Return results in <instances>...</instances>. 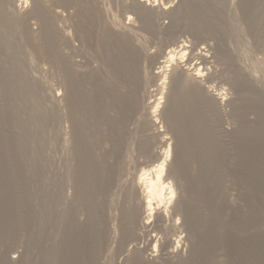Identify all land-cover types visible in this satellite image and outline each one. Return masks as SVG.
<instances>
[{"label": "bare ground", "instance_id": "bare-ground-1", "mask_svg": "<svg viewBox=\"0 0 264 264\" xmlns=\"http://www.w3.org/2000/svg\"><path fill=\"white\" fill-rule=\"evenodd\" d=\"M103 1L93 0L94 9L98 7L102 11L94 13L98 24L113 35V52H105L108 64L96 67L89 60V51H81L84 36L74 33L80 43L75 46L73 34L55 24L57 13L60 14L49 7L47 0H0V29H3L0 31V47L6 50L12 63L6 69L10 74L6 80L14 82L15 86L13 97L9 99L0 73V236L15 235L17 247L22 249L17 256H9L8 251L0 250V264H104L101 261L104 256L100 255L105 252L108 258L117 256L118 264H188L199 258L201 242L205 237L220 244L230 237L227 236L229 230L227 233L224 231L228 228L224 227L225 223L212 221L214 217L198 203L202 198L198 201L196 196H186L187 187L177 173V166L186 160L183 157L184 134L180 136L184 120L180 124L177 117L170 119L165 126L170 134L167 136L159 125V107H163V102L176 93L178 96L177 91L186 88L185 91L190 94L191 89L199 87L203 103L206 105L209 102L210 105L212 116L209 120L221 122L223 127L220 129L228 139L248 145V151L243 146L240 156L243 162L246 161L243 168L244 175L248 176L246 170L253 166L254 160L252 164L249 160L250 163L247 162L246 153L254 151L253 154L259 155L258 146L264 141V61L257 55L259 57L247 56L248 62L242 63L237 56L228 62V67L235 73L228 78L229 92H216L209 88V84L203 85L202 81L208 69L206 65L210 62V51L208 53V50L196 46L198 50L194 53L192 45L179 39L177 33L185 26L197 34L210 33L211 29H215L213 36L217 35L225 47V40L231 37L240 44L248 43L244 35L249 33L253 46L264 52V30L254 29L250 20L245 29L236 13L230 11L232 0H181L171 8L163 5L162 1L159 5L158 0L130 1L125 6L134 12L136 20H140L146 30L158 33L159 29H164L172 37V41L165 42L163 48L155 51L145 45L142 33L139 34L140 26L129 22L132 21L131 15L127 16V23L113 20L115 17L113 21L105 20L106 10L100 8ZM251 1L241 0L244 17ZM27 2L31 4L29 8ZM258 3L264 10V0H258ZM155 12L167 15L168 24L161 21L162 24L156 25L153 22ZM33 17L39 21L38 28L30 23ZM23 39L29 42V46H36L33 50L39 53L35 54L44 58L49 55L52 68L60 70L57 87L53 83L55 88L47 95L48 104L44 95L36 91L38 86L27 77L26 67L13 50ZM42 42L51 46L52 50H44L47 48H42L45 45L40 49V44H37ZM191 52L193 58L196 56L201 60L198 64L194 61V64L189 63L191 58L188 54L192 55ZM96 71L99 77L94 75ZM115 71L123 78L117 79ZM136 74L141 78V89L137 88L140 94L138 102L131 94ZM148 81L153 82L151 90ZM224 105L229 107L226 113L229 117H225ZM15 112L21 114L18 120L23 128L34 130L31 146L20 134L18 139L14 138L12 113ZM160 112L164 117L163 110ZM179 114L184 115L185 108ZM184 116L189 119L190 112ZM231 120V128L224 125ZM216 136L219 137V134ZM53 141L64 153L65 162L58 172L51 168ZM188 149L189 161H193L190 164L194 165L198 160L197 153L193 154L191 148H186V151ZM5 165L12 166L6 169ZM215 177L214 174L209 179L214 180ZM209 179L204 181L209 188L204 196L207 193L213 198L214 186ZM84 201L88 211L81 215L79 210L83 208ZM257 224L262 223L253 221L243 227L231 225L233 228H230L236 238L254 243L264 240V224L256 227ZM181 232H185V236H181ZM41 235L45 239L40 245L38 238ZM185 241L189 242L187 256H183L186 252L181 249ZM214 258L217 259L216 255Z\"/></svg>", "mask_w": 264, "mask_h": 264}, {"label": "rangeland", "instance_id": "rangeland-1", "mask_svg": "<svg viewBox=\"0 0 264 264\" xmlns=\"http://www.w3.org/2000/svg\"><path fill=\"white\" fill-rule=\"evenodd\" d=\"M63 1L57 0L55 2H53V1L50 2L49 0H47L48 5H50L49 7L53 11H59L60 15H58V13H57L55 24L58 25L60 29L69 30L70 33L73 34L74 38L72 39V42H74L73 44L75 46L76 45L79 46L78 44H80V43L77 39L76 34H74V33H80L81 35L84 36V43H83L84 47H82L83 49H81V48L80 49H81V51L82 50L83 51H86V50L89 51V53H90L89 60H90V62L93 63V65L98 67L101 65H105V63L108 64V58H106L107 56H105V52H107V53L113 52V50H112V44H113L112 43L113 42L112 36L113 35H110L109 33L105 32V29H103L104 27L100 23L98 24L95 13L97 14L98 10L100 12H102V11L98 7H96L97 9H94L93 0H66L64 2ZM130 1H133V0H127V1L126 0H104L103 4H100V8L103 10H106V13L104 14V16H106V18L104 17L105 20L107 19L108 22L116 20L119 23H127L129 21V20H127V16L131 15L130 17H132V21H129V22L135 23V25H138L137 27L140 26L139 34L141 35V33H142V35H141L142 37L141 36L140 37L142 39L144 37V39L146 40L145 41L143 39L145 45L147 47L155 50V51L157 48L159 51L160 47H162V46L164 47L165 42H166L165 44H167V42L169 43L170 41H172V37L168 36L167 33L164 32V29H159V31L161 32L160 34H158L159 31H158V33H153L152 31L146 30V27H144V25H142V22L138 19L136 20V16H135V14H133L134 12L131 9H127L128 7L125 6ZM161 1H162L163 5L166 4L171 8L173 6H176L178 3H180L181 0H169L170 2L168 0H158L157 2L159 5L161 4ZM85 2H86V4H85ZM232 2H233L231 4L232 8L230 11L236 13V17H237L238 21L244 26L245 29H247L246 25L250 20L251 24L254 25V29H259V31H261V32L264 30V10L259 5L258 0H252L251 3L249 2V6H248V8L246 10V14H245L246 18L244 17V13L241 9V0H232ZM26 6H27V8H29L31 6L30 2H27ZM87 6H88V9H87ZM95 6H99V5L95 4ZM84 7H85V9H84ZM91 7H92V9H91ZM61 12H63V13H61ZM158 13L159 12H157V14H156V12L153 13V20H154L153 22H155L156 25H158L159 23L162 24L163 22H164V24L169 22V18H167L168 17L167 15L162 14V13L158 14ZM114 14L116 16H114ZM76 15L78 16L77 17L78 19L76 18ZM80 16H81V18H80ZM84 16H86V17H84ZM89 16H90V18H88ZM85 18H87V19H85ZM133 18L135 21L133 20ZM35 19L36 18H34V17L30 18V23L34 28H38L39 27V21L37 19L36 20ZM161 21H162V23H161ZM139 22H141V23H139ZM1 30H3V29H0V31ZM211 30L212 31L210 33L209 32H207V33L201 32L200 34L199 33L197 34V33H195V31L193 29L187 28V26H185V27H182L181 29L178 30L177 35L179 34L178 35L179 39L181 38V39L185 40V42L188 45L189 44H190V46L192 45V47L194 48L193 49L194 53H196L195 51L198 50L199 48H203L206 51L208 50L207 51L208 53L210 51L209 56H210V62L211 63L209 62L206 65V67L208 66L207 67L208 69L206 70L207 71V72H205L206 75H204L205 77H203V80H202L204 83L203 85H205V86L210 85L209 88L211 90L213 89L216 92L217 91L229 92V90L227 89V88H229V84H228L229 79L228 78L231 77L233 74L235 75V73L234 72L232 73L233 69H231L230 66L228 67V65L230 64L228 62L237 58V56H238V59H240L242 61V63H247L251 56H256V57L262 56L261 58L259 57V59H262L264 61V58H263L264 52H260V48L257 49L256 47L253 46V41H252L251 37L248 36L249 33L244 35V37L246 38V39L245 38L244 39L246 40V42L248 41V43L240 44L237 42V40H235V38L231 37V38H228L229 41L225 40V41H227L226 43L224 42L225 45L227 44L225 47L224 44L223 45L221 44L220 38H218L217 35L213 36V34H216L215 29H211ZM213 32H215V33H213ZM193 33H194V35H193ZM106 37H108V38H106ZM111 38H112V40H111ZM104 39H107V40H104ZM199 39H200V41H199ZM24 40H26V39L19 41L17 49H13V50H16V53H18L17 55H18L20 61L23 62L22 63L23 66L26 67L27 70L25 69V71L28 72V74H26V75H27V77L29 76L28 78H31V80L30 79H28V80H30V81L34 80L33 82L36 83V87L38 86L37 88L35 87L36 91L39 92V94L41 92L44 96H46V97L43 96V98L45 99V102L48 104L49 99H48L47 95H48L49 91L52 90L53 83H54L53 86L57 87L56 81L58 78H60V77H57V76H59L60 70L56 69L55 67L52 68L53 63L50 62L49 55L46 54L45 58H44L43 55L35 54V53H39V52H36L37 50L36 51H35V49L33 50V47H36V46L33 44H31L29 46V42H25ZM22 41H24V42H22ZM232 43H233V45H232ZM1 44H2V40L0 41V45ZM38 45L40 46V49H41V46L45 45V47H42V48L47 47L48 49L46 48L44 50H50V51L52 50L50 48L51 46L50 47L46 46L47 43L45 44L42 42V44L38 43L37 46ZM196 46L198 47V49ZM222 46H224V48ZM234 46H236V47H234ZM246 46L248 47V49L250 51H248ZM250 47H252V48H250ZM221 48H223L224 51ZM225 48L227 49L228 52L225 50ZM47 53H48V51H47ZM192 53L193 52H191V54ZM220 53H222V54L220 55ZM229 53H230V55H229ZM248 53H249V55H248ZM214 54L216 56H214ZM188 55L191 58V59H188L189 63H191V64H194V62L198 64L201 61L196 56H195V58H193L192 57V56H194L193 54L192 55L188 54ZM188 55H187V57H188ZM217 55H219V56H217ZM239 55H241V56H239ZM257 55H259V56H257ZM75 59L78 60L79 57H75ZM192 61H194V62H192ZM103 62H104V64H102ZM11 64L12 63L10 61L9 56L6 55V50H4V48L0 47V73L2 72L1 73V75H2L1 80L4 81V84L7 87L8 92H6V93H8V94H6V96H8L9 99H12V97H13L12 91L15 89L14 82H11L10 80H6V78L8 79L9 78L8 76L10 75L7 73L6 69H8L11 66ZM28 64H29V66H28ZM27 72H25V73H27ZM53 74H55V75H53ZM115 74H116V76H118L117 79L123 78L122 74H119L117 72ZM94 75L96 77L100 76L98 71H96L94 73ZM213 75H214V77H213ZM54 77L56 78V80H54L55 79ZM140 79L141 78L139 77V75L136 74L135 82H134V84H131L132 88L134 87L133 90L131 88V94L137 102L140 100V94H139V91L137 89L138 87L139 88L141 87V86H139V85H141ZM147 84L150 85V90H151V88L153 89V85H152L153 82L152 81H148ZM224 88H225V91L223 90ZM199 89H200L199 87H197V88L194 87L193 89H191V91H192L191 93H193V95H192L191 93L189 94V92L185 91L186 90V88H185L183 91L182 90L177 91L178 96L176 93L174 97L172 96V97L166 99V102H163V104H162L163 107H159V118H158V120L160 121L159 125L162 126L161 127L162 130H164L165 133H167V136H170V134L168 133L169 130L167 129V127H165L166 125H168L166 123H168V121L172 118L175 120L176 117H177V120L179 119L178 122H180V124L184 120L185 124L183 122L182 127H181V129L182 128L183 129L182 130L180 129V134H182V135H180V136L182 137L184 134L183 141H184L185 146H183V149L185 148V153H184L183 157L186 160L182 159L183 161L181 162V164L179 166H177V173L178 174L180 173L179 177L182 181V184L184 185V187H187V188H185V194H186V196H189L192 198H194L196 196L197 198H195V199L198 201L202 198L201 200H203V201L201 202V200H200L198 203L204 209H206V213L208 212L207 214H209L212 218L214 217L212 219V221L215 220L214 222H216V220H217V223H220L221 221H222V223L223 222L225 223V224L223 223L224 227L225 228L228 227V228L225 229L224 231L227 233V231L229 230L230 233L228 232L229 234L227 233V236H230V237H227L226 241L224 243L222 242L221 244H220V242L213 241V240L209 239L208 237H205L204 239H202V242H201L199 258L197 259L196 262H195V260H193V262L189 261L188 264H190L191 262H192L191 264H264V240L263 241L262 240H259V241L256 240V242H254V243H252V242L248 243L247 241L250 242V240H245L243 238H236V236H233V233H232L233 230H231V228H230L231 225H233L235 227H239V226L243 227L245 224H248V223L253 222V221H258L259 224H260V222L262 224H264L263 223L264 222V198H261L259 196V195H261L264 197V141H262L260 143V145L258 146L259 155L258 154L256 155V153L253 154L254 151H252V152L250 151V153H248V152L246 153V157L248 158L247 162L250 161L252 164V160H254V164H253V166L249 167V169L246 170V173L248 174V176L244 175L245 174V168H243V166H244V164H246V163H244L246 161L243 162V160H241V157H242L241 152L243 151L242 148L245 145V143L242 141L238 142L236 140H234V142H233L232 140L228 139V136L224 135V133H222V131L220 129L223 127V125L220 124L221 122H219L218 120L217 121H215V120L212 121L211 119L209 120V117L212 116L211 113L209 112L210 105H209V102H207L206 105L203 103V97L199 95ZM135 91H137V92H135ZM42 94H40V95H42ZM145 97H143V98H145ZM141 100H142V98H141ZM171 102H174L175 104L171 103ZM167 107H169V108H167ZM183 108H185V114L184 115L188 116L189 112H190L191 117L189 116V119H187V117H185L184 115L179 114L180 110H182ZM222 108H223V111L225 112V115H226V116L225 115L224 116L229 117V113H228V115L226 114L229 111V107L224 105ZM162 110H163L164 117L162 115H160V113H161L160 111H162ZM212 112H213V109H212ZM174 116H175V118H174ZM178 116H180V118ZM12 117H13V125L12 126L14 128L12 131H13L14 138L18 139L19 138L18 136L20 134L23 136L24 140L27 141V143L31 146L34 143L33 142V139H34L33 128H28V129L23 128V126L20 124V122L18 120L21 117V114H19L18 112L12 113ZM14 118H15V120H14ZM196 118L199 120H197ZM200 124H202V125L200 126ZM189 125H190V127H189ZM207 125H208V127L206 128ZM224 125L227 126L228 128L229 127L231 128V126L233 125V121L231 120L230 123L224 124ZM197 126H198L199 130H196V131L193 130V129H198V128H196ZM188 127H189V129H188ZM185 128H186V130H185ZM205 129H206V131H205ZM213 129L217 130V132L214 130L216 132L215 133L213 131ZM218 129H220V132H218L219 131ZM203 130L205 132H203ZM220 133H222V134H220ZM216 134L217 135L219 134V137L216 136ZM210 135L212 136V138ZM222 135L224 137H222ZM172 136H173V134H172ZM194 136L195 137L197 136V137L195 138ZM208 136H210L209 139H207ZM184 137H187L188 139L187 138L184 139ZM213 137L214 138L217 137V138L212 140ZM223 138H224V140H223ZM245 142H247V140ZM215 143H216V145H215ZM53 144H54V146L50 152L51 158H52L51 159V163H52L51 168L58 172L62 169L64 162H65L64 153H62V151H61L60 147L57 145L56 141H53ZM191 144L192 145L195 144V145L192 146ZM217 144H220V145H217ZM197 145H199L200 148ZM194 146H195V148H194ZM235 146H237V147H235ZM16 147H17V145L15 144V150H16ZM196 147H198L197 150L200 153L196 152L197 151ZM246 147L248 149V145L244 146L245 149H246ZM186 148H191L192 153L193 152L197 153L196 154L197 158L196 157L195 158L198 159V160H196L198 163L194 162V165H196V167L194 165L190 164L193 161L192 162L189 161L190 151H189V149L186 151ZM259 148L263 152L260 151ZM251 155H252V157H251ZM236 156L239 157V159H237ZM187 157H188V159H187ZM236 159L238 160L237 163H236ZM256 160H258V162ZM206 163L208 164V166ZM241 163H243L242 166L241 165H240L241 167L238 166ZM187 165H189V166H187ZM204 165H205V167H203ZM211 165L213 166V168ZM11 166L7 167L5 165L6 169H8ZM238 167H239V169H238ZM207 168H210V170H207ZM188 169H189V171H188ZM237 169L240 171L238 172ZM211 170H213V171L210 172ZM230 170H232V171H230ZM181 171L184 173H182ZM198 171H200V172H198ZM201 173H202V175H201ZM182 174H184V175H182ZM185 174L187 175V177L185 176ZM194 174H195V176H194ZM214 174L217 178L215 177L214 180L209 179V176L211 177ZM191 175L194 177H192ZM196 176H198V177H196ZM185 177H186V179H185ZM207 179H209L211 184L214 186V192H212L213 198H210L211 197L210 193H209L210 196H208L207 193L204 196V193L209 191V188L207 187L208 183H204V181L207 182L206 181ZM183 180H185V182ZM193 181H195V182H193ZM188 182H189V185H187ZM192 183H194V184L192 185ZM199 186H200V188H199ZM189 188L190 189L192 188V189L190 190ZM203 188H204V190H203L204 192L202 191ZM200 189H201V191H200ZM210 199H213V200H210ZM86 211H88V209L86 208L85 201H84L83 208L81 210H79V214L83 215L86 213ZM43 217L45 218V216H43ZM262 224H260V225H262ZM257 225H256V227H260V225H258V226ZM180 234H181V236H185V232H181ZM0 237H4L6 239V240L4 238L0 239V242L5 241L4 243H0V250L1 251H4V252L8 251L9 256H11V255L17 256L20 253L19 251H21L22 249L20 247H17V241H15V240H17V238L15 235H12L13 238L11 236L7 237L6 234L1 235ZM11 238H12V240H11ZM44 239H45V237H42V235H41L40 238H38V244L41 245L42 242L44 241ZM9 242H10V244H9ZM7 243H8V245H7ZM188 247H189V242L185 241V244H183L182 248H181V249H183L182 250L183 252H186L183 254V256L184 255L187 256L188 249H189ZM105 253L104 254L102 253V255H100L102 257L104 256L103 257L104 260L101 259L102 263L111 264L114 261V264H118L119 258L117 259V256L116 257L114 256L113 257L114 260H113V258L111 259L110 256L108 258V256H106L107 253L106 254ZM214 255H216L217 259L214 258ZM105 258H106V260H105ZM110 260H112V262H110ZM178 263L179 262H177V264ZM166 264H168V263H166ZM175 264H176V262H175ZM180 264H184V262L183 263L180 262Z\"/></svg>", "mask_w": 264, "mask_h": 264}]
</instances>
